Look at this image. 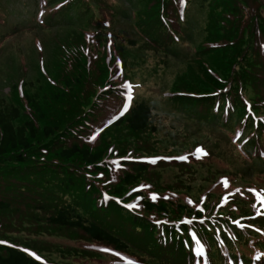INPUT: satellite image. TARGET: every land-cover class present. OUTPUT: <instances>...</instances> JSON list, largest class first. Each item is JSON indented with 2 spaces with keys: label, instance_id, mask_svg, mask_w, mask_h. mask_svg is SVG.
I'll use <instances>...</instances> for the list:
<instances>
[{
  "label": "rangeland",
  "instance_id": "obj_1",
  "mask_svg": "<svg viewBox=\"0 0 264 264\" xmlns=\"http://www.w3.org/2000/svg\"><path fill=\"white\" fill-rule=\"evenodd\" d=\"M93 1L97 0H0V103L19 109L18 125L37 119L39 141H43L42 127H65L64 115L76 113L71 105L77 107L78 100L81 105L111 101L107 96L120 86L129 96L126 105L144 101L150 106L152 121L139 132L125 124L99 130L98 144L88 145L94 151L103 149L110 159L125 151L126 157L148 162L147 172L125 186L127 199L139 190L145 198L168 206L176 202L170 206L176 215H168L176 231L190 233L207 219L219 220L213 228L203 225L209 233L217 231L216 236L231 234L224 228L215 230L227 220L264 230V157L252 160L243 153L251 149L250 144H264V134L259 132L249 144L239 137L243 125L255 132L252 122L264 124V50L257 57L252 50L248 53L254 38L247 32L239 36L234 28L221 24L232 0H98V6ZM164 8L167 28L173 29L177 41L162 40L158 17ZM177 13L183 19L172 17ZM219 37L233 38V44L219 48L208 43ZM231 90L240 104L232 103L227 113L224 109L227 119L203 118L209 103L217 106ZM30 98L39 105L43 119H38ZM189 104L199 106V117L185 111L192 110L186 108ZM201 106L206 107L201 110ZM247 114L255 117L248 125ZM227 123L222 130L219 124ZM60 159L69 166L83 161L79 156L73 162ZM85 170L98 183V170ZM68 178L62 173L52 180L47 189L54 199L49 202L71 196L65 188ZM22 189L38 193L33 184ZM188 199L196 202L192 212L182 206H188L184 201ZM15 201L9 210L0 211V235L6 242L25 243L30 252L59 264H83L86 257L84 264H146L141 261L145 255L136 254L139 263L112 246L89 241L79 228L52 224L48 212L28 205V220L22 223ZM242 203L250 210L245 212ZM122 223L124 228L117 230L141 242L139 234L130 233L129 225ZM247 238L242 235L232 246L248 242ZM175 250H168L169 258L176 257Z\"/></svg>",
  "mask_w": 264,
  "mask_h": 264
},
{
  "label": "trees",
  "instance_id": "obj_2",
  "mask_svg": "<svg viewBox=\"0 0 264 264\" xmlns=\"http://www.w3.org/2000/svg\"><path fill=\"white\" fill-rule=\"evenodd\" d=\"M242 2L243 0H232L229 3L231 7L226 11L229 13L228 17L240 12ZM92 3L98 6V0ZM256 8L261 23L264 21V14L259 12V5L256 4ZM174 16L175 20H178L175 14L172 15ZM241 18L242 16L231 18L229 22L221 21V24H228L229 30L234 28L238 33ZM160 24L162 40L166 42V37L169 38L173 31L171 28L170 33L165 26L164 18ZM252 31L256 32L255 26ZM252 31L247 30V33L252 36ZM220 39L221 37L215 41ZM155 44L165 49V46ZM251 50L254 53L252 55L257 57V50H254L253 46ZM216 79L221 78H213L217 84L223 83L222 80ZM103 82L104 80L99 81V83ZM113 90L115 93L106 98L111 101L103 99L99 102L92 101L81 105L82 101L78 100L77 107L71 105L70 109H76V113L71 115L69 112L64 115L62 120L67 123L65 127L62 124H58V128L55 129L54 126L42 127L43 141H39L41 127L37 125V119H29L23 125H18L17 121L21 116L19 109L6 108L0 103V211L9 210L13 206L12 202L16 200L15 209L18 211L15 212L22 223L28 220L26 218L28 213L25 209L28 205L48 212V220L54 225L79 228L90 237L89 241L107 244L124 254L130 255L129 252L132 250V254L139 263L141 262L136 254L145 255V260H142L147 261L146 264H158L153 261H158L160 264H264V238L259 237L256 240L257 237H249L248 242H240L241 245L237 248L231 245L232 242L225 240L218 245L211 234L203 235V232H208V230L201 223L196 229L202 240L206 241L209 246L204 254H194V257L189 259L191 244L187 241L189 236L187 229L176 231L173 226L155 221L159 219V216L169 220L171 218L169 213L175 216L176 212L170 209V206H174L176 202H171L168 206L163 201L157 202L145 198L139 190L132 192V199H130L132 201L127 199V195L123 194L125 186L135 184L142 173L147 172L148 162L126 157L125 151L118 154L117 160H111L104 156L103 149L98 148V151H94L95 148L88 144H98L99 130L119 128L124 124L134 132L144 131L152 121L151 108L144 101L128 106L125 104L128 97L124 89L118 86ZM230 92L231 95L224 97L218 105L233 109L232 103L234 106L240 104L233 90ZM205 93L209 94V92ZM30 101L38 112V119H43L39 105L34 103L32 98ZM211 106L212 102L209 103L207 109H211ZM186 108L192 109L185 110L192 118L200 116L196 114L198 111L196 105L189 104ZM207 111L208 114L204 113L203 118L209 116L218 118L222 115L216 107L215 112ZM227 126L225 125L224 128ZM51 154H58V156H50ZM77 156L83 161L72 163L71 166L60 159L73 162L70 160ZM88 167L98 170V183L85 172ZM62 173L69 177V184H66L65 188L70 191L72 197L68 196L64 201L62 197L61 200L51 203L49 202L51 194L47 188L52 185V180ZM30 184L37 188L38 193L33 195L27 189H22L23 186ZM98 185L103 188L100 189ZM79 192H82V195ZM184 201L188 203V206L182 204L183 209L192 212L194 210L192 205L196 202L191 199ZM242 206L246 208L245 212L250 210L248 204L242 203ZM106 214L109 215L102 219ZM176 219L179 220V218ZM122 221H125L126 228L129 225L130 233L139 234L141 242L136 241V236L133 238L130 235L129 238L117 230L124 228ZM214 221L219 220L212 219L209 226ZM259 223L261 224L262 221ZM238 225L242 224L230 225L235 236H238L240 231L238 239L242 238V235L247 236L255 232L254 229L247 227L248 224H244L243 228H239ZM34 226H36L35 223ZM4 238L6 237L0 235V264H59V261L56 262L50 257L44 260L38 254L30 252L25 243L6 242ZM173 247L177 248L172 252L176 257L169 258L171 255L168 250ZM90 256L94 257V253ZM178 257L180 261H176Z\"/></svg>",
  "mask_w": 264,
  "mask_h": 264
},
{
  "label": "clouds",
  "instance_id": "obj_3",
  "mask_svg": "<svg viewBox=\"0 0 264 264\" xmlns=\"http://www.w3.org/2000/svg\"><path fill=\"white\" fill-rule=\"evenodd\" d=\"M101 4V3H100ZM163 11V10H162ZM162 14H164L163 12H162ZM161 16H165V15H161ZM233 44V41H231V44L230 45H232ZM227 46H229V44L227 45ZM117 158V157H116ZM115 159V158H114ZM114 159H111V160H114ZM98 187L100 188V189H102L103 187H101V186H99L98 185ZM162 218H164V217H162V216H159V219H162ZM159 219H156L155 221H158ZM227 232V231H226ZM228 233H230L229 231H228ZM208 234H211V233H209V232H203V235L204 236H208ZM188 238H187V241H190L189 243L191 244V250H190V248H189V251H190V253L188 254L189 255V259L190 258H193L194 257V254L195 255H199V254H202L203 252L202 251H200L199 250V248H198V246H197V244H200V246H201V250H202V248H204V249H206V247L204 246V245H202L201 243H199V242H197L198 240H202V238L199 236V233H198V231H197V229H195V234H192L191 232L190 233H188ZM222 238L224 239V240H229L230 239V237H224V236H222ZM195 239V240H194ZM218 245H220L221 243H219L216 239H213ZM209 246V245H208ZM208 248V247H207ZM116 250V249H115ZM119 251V250H118ZM120 252V251H119ZM200 252V253H199ZM130 256H132V257H134V255L133 254H130ZM135 258V257H134ZM142 262H144V263H146L147 261H143V260H141Z\"/></svg>",
  "mask_w": 264,
  "mask_h": 264
}]
</instances>
